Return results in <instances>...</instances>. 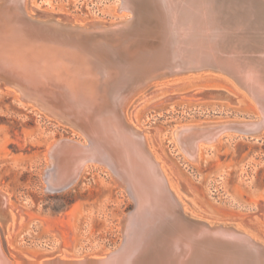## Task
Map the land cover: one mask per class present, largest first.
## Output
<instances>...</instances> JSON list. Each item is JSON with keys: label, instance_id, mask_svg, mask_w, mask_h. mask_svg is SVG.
<instances>
[{"label": "bare ground", "instance_id": "bare-ground-1", "mask_svg": "<svg viewBox=\"0 0 264 264\" xmlns=\"http://www.w3.org/2000/svg\"><path fill=\"white\" fill-rule=\"evenodd\" d=\"M120 1L124 11L133 12L135 3ZM138 2L136 19L140 29L133 35L126 32L121 37L125 41L114 42L112 59L94 62V66L86 53L75 56L44 43L17 44L16 27L9 17L20 10L19 5L24 6V0H3L0 6V77L13 84L16 98L41 96L35 100L37 105L79 134L75 139L57 132L46 144L44 181L48 190L74 188L95 162L105 167L113 182L138 203L135 214L124 220L125 214L122 216L129 250L120 256L106 260L108 252L93 260L83 257L74 261L55 256L35 264H124L129 259L124 260L126 256L138 250L154 226L156 218L153 222L147 219L152 198H160L163 207L159 205V209L164 212L170 209V193L181 204L149 152L142 132L125 120V106L138 84L158 76L160 71L172 76L178 71L213 69L236 82L253 101L259 123H205L177 128L176 144L188 160H197L199 143L214 142L223 132L253 135L264 128V0H194V5L193 0H181L191 27V32L184 33L172 13V0ZM129 17L125 15L123 21ZM123 21L112 26L127 27L130 20ZM137 52L142 54L139 59L135 57ZM0 193L3 218L7 216L8 198ZM207 227L211 232L234 237L264 264V242L232 225L207 223ZM189 241L198 244L191 237ZM223 263L247 264L248 259L225 257ZM0 264L20 263L9 260L0 246Z\"/></svg>", "mask_w": 264, "mask_h": 264}, {"label": "rangeland", "instance_id": "rangeland-1", "mask_svg": "<svg viewBox=\"0 0 264 264\" xmlns=\"http://www.w3.org/2000/svg\"><path fill=\"white\" fill-rule=\"evenodd\" d=\"M115 1L24 0V6L30 13L34 8L76 22L111 23L126 15L117 12ZM7 89L0 88V192L8 198L2 218L7 232L0 224L2 250L12 260L16 253L30 261L44 255L74 261L116 249L123 239L122 216L132 208L127 193L95 162L74 188L49 191L44 181L46 144L57 132L75 139L79 134L56 117L22 104ZM124 115L142 132L185 211L264 242V128L253 135L223 132L214 142H201L196 161L183 156L174 138V131L185 126L259 123L256 106L243 91L212 72L181 74L139 91ZM181 184L183 198L177 192Z\"/></svg>", "mask_w": 264, "mask_h": 264}, {"label": "water", "instance_id": "water-1", "mask_svg": "<svg viewBox=\"0 0 264 264\" xmlns=\"http://www.w3.org/2000/svg\"><path fill=\"white\" fill-rule=\"evenodd\" d=\"M129 1L131 2V4L135 3L133 12L128 10L131 14L121 8L120 0L115 1L117 4V12H121L122 15L126 14L131 16L125 19L126 22L130 20L127 27L125 25H123L122 27L120 26L119 28H114V26H112L114 22L123 21L124 19L121 17L111 23H104L98 20L82 23L76 22L74 18L67 15L46 13L34 8L32 9L33 13H30L27 11L26 3L25 11L24 6L21 8V5H19L18 7L20 10L15 13L12 12V16L9 18L10 20L12 19V22H14L16 27L15 31L17 33L16 36L18 37V40H16L17 44L25 45V43L28 42L33 44L44 43L56 47L60 51H71L75 56H78V53H86L87 59L89 60L88 62H90L91 65L94 66V62L103 63L104 61H110L112 59L113 54L115 53V49L113 51L112 48H115L116 46L114 42L120 41L121 39V43L125 41L126 39H123L121 37L124 36L126 32L129 34L132 32L133 35L138 29H140V25L137 24L138 22L136 19V15L138 14L137 10L139 9V2L138 0ZM177 1L179 3H175L174 0H172L171 9L173 15L176 16L177 25L180 24L181 26H183V28H180V32L184 33L183 30H185V32H191V27L188 20V12L183 11V6H181L180 2L181 0ZM2 3L3 0H0V6H2ZM251 4L253 3L251 2ZM192 5H194V0ZM121 31L123 32V35L120 36L119 33ZM13 42L15 43V41ZM8 45L10 44H7L6 46ZM118 55L119 53H117V56ZM141 55V52H137L135 54V57H138L139 59ZM165 72L167 71H160L158 76L151 77L145 82L138 84L133 93L128 98L127 107L133 97L152 82L161 80L163 78H172L181 74L193 72H212L227 78L234 85L236 84V82L232 81V79L213 69H203L190 72L178 71L172 76L168 75V72ZM235 86L239 90L243 91L238 85ZM0 88H8L7 90L16 91V88L13 86V84L3 81V77H0ZM218 92V94L220 95L227 96L224 91ZM41 98L42 97L37 94L31 98L21 97L17 99L22 104H31L33 107L46 112L50 116V113H48L45 108L39 107L37 105L35 100H40ZM52 118L55 119V117L53 116ZM58 122L72 128V126L66 123H63L61 121ZM183 187L184 186L181 184L180 190L177 191L178 193H180L179 195L182 194ZM170 195V198H168V207L170 209L165 212L163 210H160L163 207V203L162 201H160V198H158V196L152 198V203L149 204L151 213L149 212L147 214V219L149 220V222H153L154 218H156L154 226L152 227L151 231L143 237V243L137 248L138 250L126 256L124 260H126L127 257H129V259H127L124 264H225L223 263V258L225 257H242V259H248L247 264H262L261 261L256 260V258L258 257L257 255H255L254 257L253 252L249 251L244 244L234 241V237L219 232L215 233V231L211 232L207 227V223L217 224L216 222L208 221L205 218L194 216L190 212L185 211L183 207L184 205H182V203L180 204L176 200V198L173 197L172 193H170ZM0 196H2L1 193ZM127 196L132 202V208L124 215L123 220L126 216L129 217L130 215L135 214L138 207V203L136 199H134V196H132V194L129 195L128 193ZM182 201L184 200L182 199ZM159 205L161 206L160 209ZM1 208L2 207H0V211ZM134 220L135 217L132 218L133 222ZM0 224L4 231L6 230L7 232V222L0 218ZM187 234L189 235L187 236ZM190 237L198 244L191 245L189 241ZM126 250H129V242L128 238H126L123 233L121 244L116 249L110 250L112 254L110 253L111 255H107L105 256V258H107L106 260H110L112 259V257H118ZM15 256V260H12L9 256L7 258L20 264H35L37 260L43 261L47 258H51L45 257L44 255L30 261L20 254L15 253ZM52 256L55 257L57 255ZM83 257H87L92 260L93 258H95L90 256ZM261 257L262 259H264L263 256Z\"/></svg>", "mask_w": 264, "mask_h": 264}]
</instances>
